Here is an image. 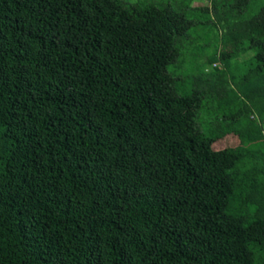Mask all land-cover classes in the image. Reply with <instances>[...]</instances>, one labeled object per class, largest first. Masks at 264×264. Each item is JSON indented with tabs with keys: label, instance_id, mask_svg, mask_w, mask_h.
I'll return each mask as SVG.
<instances>
[{
	"label": "trees",
	"instance_id": "16d2710c",
	"mask_svg": "<svg viewBox=\"0 0 264 264\" xmlns=\"http://www.w3.org/2000/svg\"><path fill=\"white\" fill-rule=\"evenodd\" d=\"M193 1L0 0V264H264V0Z\"/></svg>",
	"mask_w": 264,
	"mask_h": 264
},
{
	"label": "rangeland",
	"instance_id": "374dc122",
	"mask_svg": "<svg viewBox=\"0 0 264 264\" xmlns=\"http://www.w3.org/2000/svg\"><path fill=\"white\" fill-rule=\"evenodd\" d=\"M129 1L134 2L136 0H129ZM199 2L200 1H198V0L197 1H193V2H191V6L192 7H195L196 5H199L200 4ZM255 8H257V5L255 6ZM228 49H231V46H229ZM216 65H219V64L217 63ZM236 143H237L236 139L234 137H231L230 139H227L225 141H222L221 144H223V145H229L230 146V145H236Z\"/></svg>",
	"mask_w": 264,
	"mask_h": 264
}]
</instances>
